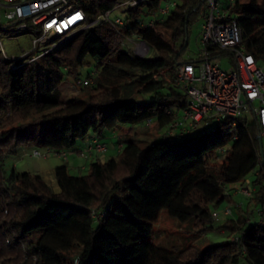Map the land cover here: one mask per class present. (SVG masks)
Here are the masks:
<instances>
[{
    "label": "trees",
    "instance_id": "16d2710c",
    "mask_svg": "<svg viewBox=\"0 0 264 264\" xmlns=\"http://www.w3.org/2000/svg\"><path fill=\"white\" fill-rule=\"evenodd\" d=\"M123 1L77 0L88 20ZM199 10L197 0H179L165 19L142 27L146 14L137 7L127 11L119 33L107 23L87 29L14 71L0 60V264H264V226L251 221L228 189L253 173L249 200L264 205L255 116L238 119L234 128L225 121L196 136L141 145V134H159L171 122L168 110L187 105L174 86V66L194 62L182 54L190 16ZM235 16L246 51L264 64V0H238ZM18 22L1 20L0 39L19 32ZM132 34L153 57L128 55L117 35ZM212 52V57L227 55ZM87 57L95 62L84 76L95 73L92 84L79 96L64 95L60 85L82 78L79 69ZM146 97L145 105L137 101ZM124 124L130 127L115 136L122 145L115 157L92 158L81 176L70 175L65 165L55 168L59 193L39 175L13 167L3 171L21 147L65 152L90 132L102 141L106 131ZM224 201L233 216L223 214L226 220L215 227L218 215L210 205ZM162 211L179 222L191 220L198 235L217 229L226 239L204 249L154 245L147 237Z\"/></svg>",
    "mask_w": 264,
    "mask_h": 264
},
{
    "label": "built area",
    "instance_id": "2783aa9c",
    "mask_svg": "<svg viewBox=\"0 0 264 264\" xmlns=\"http://www.w3.org/2000/svg\"><path fill=\"white\" fill-rule=\"evenodd\" d=\"M161 1L163 0H125L116 6L124 7L126 11L141 7L146 14L141 22V26L144 27L153 26L157 19H165L179 4V1L168 2L165 7H161ZM197 1L200 9H203L204 20L198 37L201 58L199 61L174 66V86L186 96L187 105L179 111L175 109L167 111L173 119L167 125L163 138L172 141L182 140L192 133L208 131L213 125L225 121L234 128L238 119H245L243 113L248 110L250 115L257 118L261 128L260 137L264 139V64L257 62L245 49L241 28L235 16L238 0ZM112 10L88 20L77 0H0V21L2 17L6 20L19 21L15 29L23 32L22 34L31 40L24 50L37 53L28 58L24 57L26 53L9 55L1 40L4 44L6 41L17 44L22 34H15L0 39V60L6 62L10 70H17L37 57L59 48L87 29L107 23L119 33L120 28L125 26V19L119 17L110 19ZM149 14L153 17L146 20ZM117 37L120 46L130 57L144 58L149 54L148 46L138 34L125 38L118 35ZM55 38L58 41H54ZM212 50L225 52L231 57L229 62L232 66L229 70L221 67L222 57H212ZM94 76L95 73H91L88 78L76 79L74 86L82 88L84 85L92 84ZM145 124L150 125V121L147 120ZM121 149L122 145L118 144L117 153ZM106 150V145L101 139L93 136L79 153L85 158H98ZM50 154L66 158L65 152L39 149L31 151L34 158L45 159ZM233 194L250 199L253 194L251 180L244 179L233 190ZM238 207L242 208L241 205ZM223 214L233 216L229 207L224 209ZM260 215L264 216V212H260ZM213 216L215 217L216 213H213ZM93 217L98 215L93 213ZM260 224L264 226V217L261 218ZM237 239L238 237H233L231 241Z\"/></svg>",
    "mask_w": 264,
    "mask_h": 264
},
{
    "label": "rangeland",
    "instance_id": "374dc122",
    "mask_svg": "<svg viewBox=\"0 0 264 264\" xmlns=\"http://www.w3.org/2000/svg\"><path fill=\"white\" fill-rule=\"evenodd\" d=\"M179 0H163L160 2L161 7H165V5L168 2H177ZM245 1V0H243ZM247 1V0H246ZM127 15V11L124 7H119L115 6V8L111 11L109 18L110 19H115L116 17L125 19ZM156 15H158V11H156ZM153 17L152 14H149L146 16V20H150ZM2 20H5V18ZM203 9L201 8L198 13L192 14L190 16V23L188 26V33H187V42H186V48L184 53L182 54L183 59H189L193 60L194 62L197 60L199 56V49L201 48L199 44V34L201 32V26L203 24ZM23 32H11L7 33L4 36H2L4 39L14 36L15 34H22ZM2 45L6 46V52L11 55L13 53H26L24 57H32L35 56L33 52H26L25 46L29 45L31 43V40H29L25 35H20V39L18 40L17 44L16 43H9L8 41L4 42L1 40ZM21 44L24 46L22 47ZM147 57H153V51H151ZM231 60L230 56H223L222 57V64L221 67L225 70H229L232 66V64L229 62ZM94 60L90 57H87L85 59V65L79 69L80 77L86 76L87 73H89L94 66ZM14 71V70H12ZM76 79H69L60 85V88L63 92L64 95H67L68 97L72 96H79L80 95V90L81 88L79 86H74V82ZM144 101L143 105L147 104L148 97L146 98H137V101L141 102ZM245 118L250 119L251 115L249 111H245L244 113ZM138 130L143 128V124H138L136 125ZM214 126V125H213ZM130 125L124 124V125H119V127L115 128L112 131H106L104 133V138L106 142V152L101 154L98 158L101 161H106L107 159L111 157H115L117 155V138L113 137V132L119 133L121 130L128 129ZM166 128L164 129L163 132L159 134H152V135H146V134H141V145L146 144V142L154 141L157 139H160L163 137L165 133ZM92 132L88 133V135L85 137L84 140L90 136ZM197 133H192L190 136H196ZM82 140H79L72 149L65 151L66 158L63 159L61 162L67 163L68 164V173L73 176H81L84 175L88 169V166L91 162L90 158H85L80 155H75L74 158H76V163H75V168L73 167L71 169V162L72 159L69 158L71 155L82 145ZM85 146V144H84ZM84 146L82 147L81 150H83ZM26 147H21L19 149L24 150ZM77 156V157H76ZM19 158V157H18ZM54 155L50 154L48 155L45 159L42 158H29V157H24L22 161L24 162L23 165L24 167H47L51 166L54 167L55 164H59V161H56ZM17 159V158H15ZM15 159H12L11 157H8L7 160L5 161L3 171L5 174H7L13 167V163ZM14 168V167H13ZM15 169V168H14ZM25 169V168H23ZM16 170V169H15ZM18 172L22 171L17 169ZM16 170V171H17ZM254 175L253 173H250L248 175V178H252ZM52 187V186H51ZM238 187V184H234L228 187L229 191H233V189H236ZM53 192H55V188H52ZM60 192V188H59ZM55 192V193H59ZM231 198L237 205H241L243 210L250 215V219L252 222H258L260 221V212L264 211V205L260 204L259 202H252L249 200V198L243 197L239 194L235 195L233 192H231ZM229 206L226 201L222 202L221 204L215 206L213 204L210 205V209L217 213V217L214 218L213 225L215 227L221 226V224L226 220V217L223 215V209L225 207ZM231 209L234 212V209L231 206ZM237 209V207H236ZM97 223L94 222V226ZM191 220H188L186 222H179L176 219L171 218L166 211H162L158 217V220L153 226V233L152 235L147 237V240L151 241L154 245L164 247L166 249H173V248H179L183 246H188V245H193L199 249H204L210 245H215L223 242L226 239L227 233L221 230L215 229L214 231H209L205 232L201 235H198L194 233L191 228H190Z\"/></svg>",
    "mask_w": 264,
    "mask_h": 264
},
{
    "label": "crops",
    "instance_id": "0c3cea01",
    "mask_svg": "<svg viewBox=\"0 0 264 264\" xmlns=\"http://www.w3.org/2000/svg\"><path fill=\"white\" fill-rule=\"evenodd\" d=\"M126 131H127V129H125V130L122 129L121 132H119V133L114 132L113 137H115L116 135L119 136L120 134H123ZM92 136H93V133L90 134V136H88V138L86 140H83L82 145L78 149H76V151H74V153L71 155V157H69V158L72 159V162H71V166L72 167H71V169L73 167L75 168V163H76V160H77L76 158H74V156L75 155H79V152L81 151V149L84 146V144H86L91 139ZM102 142L104 144H106L104 137L102 139ZM31 151H32L31 147H26L24 150L18 149L15 155L9 156L12 159L17 158V159H15V161L13 163V167L16 170L17 169L22 170V171H19V172H29V173L41 176L42 179L45 181V183L48 186H50V187L52 186L51 188H55V192H59V187L57 185V182H56V179H55V176H54V170H55L56 167L63 166V165H65L67 167V169H69L68 168V164L64 163V162L62 163L61 162L63 160L62 158L55 157L53 159H55L56 161H59L60 163L59 164H55L54 167H51V166H47V167L37 166L36 168L35 167L34 168L33 167H24V165H23L24 162L22 161V159L24 157L34 158V157L31 156ZM91 159L92 158H90V160ZM23 168H25V169H23Z\"/></svg>",
    "mask_w": 264,
    "mask_h": 264
},
{
    "label": "water",
    "instance_id": "95a60500",
    "mask_svg": "<svg viewBox=\"0 0 264 264\" xmlns=\"http://www.w3.org/2000/svg\"><path fill=\"white\" fill-rule=\"evenodd\" d=\"M258 140H259V147H260V155L264 157V147H262V139L260 136L258 137Z\"/></svg>",
    "mask_w": 264,
    "mask_h": 264
}]
</instances>
